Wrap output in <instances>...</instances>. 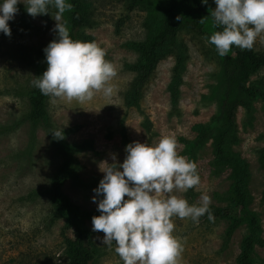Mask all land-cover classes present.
<instances>
[{
  "label": "rangeland",
  "instance_id": "374dc122",
  "mask_svg": "<svg viewBox=\"0 0 264 264\" xmlns=\"http://www.w3.org/2000/svg\"><path fill=\"white\" fill-rule=\"evenodd\" d=\"M89 4L94 26L84 28L93 35V40L106 52V59L115 66V75L109 81L113 93L106 97L97 92L93 98L78 101L62 97L50 98L49 109L56 125L73 128L68 134L71 141L90 139L93 148L77 153L83 166L80 176L84 180L93 177L102 179L101 162L122 163L125 159L126 144L119 132L123 120L133 141L150 142L141 121L143 116L134 107L125 105L124 97L134 73L126 67L137 53L125 46V42L142 39L146 36L144 21L146 11L132 5L130 0H86ZM215 2L204 12L211 23V12ZM49 11L55 15V8ZM29 17L26 23L15 25L11 35L0 32V264H69L65 251L63 230L65 219L50 223V200L47 189L49 182L61 164V158L50 137L38 124L34 125L28 116L30 95L35 88L32 81L37 78L34 53L47 46L56 34L57 23L52 14ZM18 11L9 25L18 21ZM64 14H62L61 22ZM214 25V23H213ZM216 28V26H214ZM216 30H218L216 28ZM191 59L184 75L182 86L181 117H169L170 94L167 86L170 81L173 56L160 60L155 79L148 85L142 108L151 118L158 132L152 142L162 136H172L177 141V151L183 155L182 137L196 135L194 125L206 121L215 111L216 98L204 106L203 95L216 86L217 94L223 89L215 77L216 59L212 48L197 40L188 38ZM256 50L264 51V34L253 44ZM264 79V67L253 79ZM255 118L251 125L243 124L244 110L238 111L240 141L233 148L247 161L251 174L250 190L253 196L251 208L260 215L264 237V169L261 167L256 149L264 145V104L256 101ZM198 108V112H196ZM76 127V129H74ZM113 131L108 136L109 130ZM33 130H35L33 134ZM185 156V155H183ZM187 157V156H185ZM213 146L208 143L201 151L198 160L200 183L196 185V197L188 201L187 190L174 194L187 199L190 204H199L201 193L210 196V204L227 206L224 199L231 185L230 169L215 170ZM102 166H106L102 165ZM63 191L85 210H97V202L92 200L93 189H84L69 179ZM101 198V197H100ZM126 198V197H125ZM174 235L182 244L178 264H237L242 251V242L248 233V225L238 227L227 239L231 221L227 218H208L193 222L191 218L173 216ZM96 246L92 264H123L112 247L102 243L104 233L92 231V219L86 222ZM76 253V247H74ZM258 256L264 259V247L257 246ZM264 264V262H259Z\"/></svg>",
  "mask_w": 264,
  "mask_h": 264
},
{
  "label": "trees",
  "instance_id": "16d2710c",
  "mask_svg": "<svg viewBox=\"0 0 264 264\" xmlns=\"http://www.w3.org/2000/svg\"><path fill=\"white\" fill-rule=\"evenodd\" d=\"M132 5L142 7L146 11L144 26L146 36L142 39H133L125 42V46L137 53L136 59L127 62L126 67L134 76L126 90L124 102L128 108L134 107L143 116L141 124L145 129L148 140L157 136L158 132L153 121L148 117L143 108L142 101L148 85L155 79L157 66L160 60L173 56L174 64L171 68L170 81L167 89L170 94L169 117H181L182 86L185 83L184 75L191 59L188 38L208 44L214 53L217 70L215 77L222 83L223 89L217 94L216 86L211 85V90L203 95L201 102L207 106L211 98H216V107L213 114L206 121L194 125L196 135L192 138L182 137L184 143L183 155L197 164L204 147L211 143L213 146L214 159L212 164L217 171L230 169L231 185L224 199L229 202L227 206L209 205V210L214 218H227L231 221L227 232L229 239L234 231L246 223L248 233L242 242V251L237 264H259L264 262L256 252L257 246L264 247L263 227L260 215L251 208L253 196L250 190L251 174L247 161L237 152L233 146L240 141V128L238 124V111L244 110L243 124L251 125L256 112V101L261 99L264 104V79L253 76L264 67V51L241 49L233 46L224 56L217 54L214 45L207 42V38L216 30L213 23L204 17V12L211 7L213 0L207 4L202 0H130ZM71 9L66 10L62 23H65L74 39L92 41L93 35L84 31L86 27L95 24L92 11L86 0H68ZM52 8V7H50ZM49 8V9H50ZM21 18L10 24L12 29L15 25L26 23L31 16L26 12L23 3L18 4ZM180 19H177V17ZM56 37V34L52 40ZM51 40V41H52ZM46 47V46H45ZM34 53L37 76L47 68L43 49ZM51 96H46L38 88H34L30 95L29 118L34 125L40 124L51 139L60 158L61 164L52 176L47 194L51 208L48 218L50 223L65 219L63 235L66 244L65 251L69 255V264H92L95 259L96 246L87 228V220L94 215H99L98 210H85L76 204L72 198L63 191L67 180H74L84 189H94L100 179L93 177L84 180L80 176L83 168L77 153L93 148V141L84 139L71 141L68 134L73 128H63L55 124L49 109ZM196 108V112H198ZM76 129V127L74 128ZM53 130L61 131L64 136L61 139L54 138L50 133ZM119 132L123 142L130 143L127 127L122 120ZM35 130H33L34 134ZM112 129L108 136H112ZM264 141V133L261 135ZM258 160L264 169V145L256 149ZM194 186L187 190L188 201H193L197 193ZM264 199V189H263ZM102 198V195H101ZM208 218L207 213L199 219ZM76 247V253L74 251Z\"/></svg>",
  "mask_w": 264,
  "mask_h": 264
},
{
  "label": "clouds",
  "instance_id": "9594fccd",
  "mask_svg": "<svg viewBox=\"0 0 264 264\" xmlns=\"http://www.w3.org/2000/svg\"><path fill=\"white\" fill-rule=\"evenodd\" d=\"M211 12L214 26L207 42L214 45L220 56L233 46L251 49L257 37L264 34V0H214ZM25 5L33 17L51 13L57 23L56 37L43 49L47 68L35 80L34 87L46 96L85 101L97 92L106 97L113 93L109 81L115 66L106 59L105 50L94 41L74 39L62 14L71 9L68 0H0V32L11 35L8 21ZM207 4L208 0H202ZM177 19H180L178 16ZM54 138L64 136L59 130L50 132ZM122 163L101 162L104 173L93 192L99 215L92 219V231L104 233L102 243L113 246L123 264H178L182 251L180 240L174 235L172 217L198 218L209 210L210 196L201 193L199 204L174 194L200 183L197 164L180 155L177 141L162 136L155 142L133 141L125 147ZM106 166H102L105 165ZM102 195V198H100ZM126 197V198H125Z\"/></svg>",
  "mask_w": 264,
  "mask_h": 264
}]
</instances>
